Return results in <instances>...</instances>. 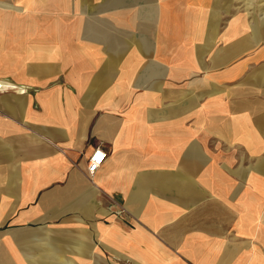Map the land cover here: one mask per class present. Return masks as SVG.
<instances>
[{
  "label": "crops",
  "instance_id": "1",
  "mask_svg": "<svg viewBox=\"0 0 264 264\" xmlns=\"http://www.w3.org/2000/svg\"><path fill=\"white\" fill-rule=\"evenodd\" d=\"M260 30L238 0H0V264H264Z\"/></svg>",
  "mask_w": 264,
  "mask_h": 264
},
{
  "label": "rangeland",
  "instance_id": "2",
  "mask_svg": "<svg viewBox=\"0 0 264 264\" xmlns=\"http://www.w3.org/2000/svg\"><path fill=\"white\" fill-rule=\"evenodd\" d=\"M239 12L245 13L250 17L253 25L258 24L261 29V35L258 36L260 44L264 43L263 28H264V0H238Z\"/></svg>",
  "mask_w": 264,
  "mask_h": 264
},
{
  "label": "built area",
  "instance_id": "3",
  "mask_svg": "<svg viewBox=\"0 0 264 264\" xmlns=\"http://www.w3.org/2000/svg\"><path fill=\"white\" fill-rule=\"evenodd\" d=\"M7 81V80H4ZM4 84V83H3ZM106 157V152L99 146L95 147L88 157L87 172L92 176Z\"/></svg>",
  "mask_w": 264,
  "mask_h": 264
}]
</instances>
